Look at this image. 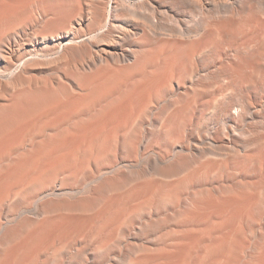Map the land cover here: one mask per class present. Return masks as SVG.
Instances as JSON below:
<instances>
[{
  "label": "bare ground",
  "instance_id": "6f19581e",
  "mask_svg": "<svg viewBox=\"0 0 264 264\" xmlns=\"http://www.w3.org/2000/svg\"><path fill=\"white\" fill-rule=\"evenodd\" d=\"M261 117L264 0H0V264H264Z\"/></svg>",
  "mask_w": 264,
  "mask_h": 264
},
{
  "label": "rangeland",
  "instance_id": "374dc122",
  "mask_svg": "<svg viewBox=\"0 0 264 264\" xmlns=\"http://www.w3.org/2000/svg\"><path fill=\"white\" fill-rule=\"evenodd\" d=\"M247 128L251 132L264 131V117H261L260 119H257L256 121L251 122L250 127L247 126ZM237 134H239V133H237Z\"/></svg>",
  "mask_w": 264,
  "mask_h": 264
}]
</instances>
